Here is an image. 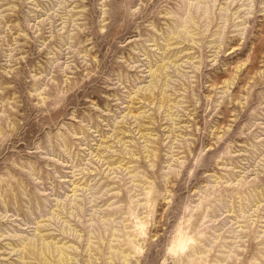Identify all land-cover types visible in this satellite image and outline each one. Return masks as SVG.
I'll return each instance as SVG.
<instances>
[{
	"label": "rangeland",
	"instance_id": "obj_1",
	"mask_svg": "<svg viewBox=\"0 0 264 264\" xmlns=\"http://www.w3.org/2000/svg\"><path fill=\"white\" fill-rule=\"evenodd\" d=\"M0 264H264V0H0Z\"/></svg>",
	"mask_w": 264,
	"mask_h": 264
}]
</instances>
